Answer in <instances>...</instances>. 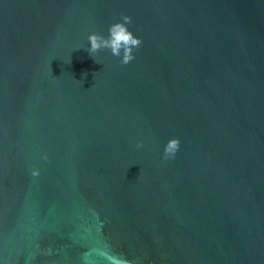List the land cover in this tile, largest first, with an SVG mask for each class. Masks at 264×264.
Here are the masks:
<instances>
[{"label": "water", "instance_id": "95a60500", "mask_svg": "<svg viewBox=\"0 0 264 264\" xmlns=\"http://www.w3.org/2000/svg\"><path fill=\"white\" fill-rule=\"evenodd\" d=\"M0 264H264V0H0Z\"/></svg>", "mask_w": 264, "mask_h": 264}, {"label": "clouds", "instance_id": "9594fccd", "mask_svg": "<svg viewBox=\"0 0 264 264\" xmlns=\"http://www.w3.org/2000/svg\"><path fill=\"white\" fill-rule=\"evenodd\" d=\"M121 20L122 22H116L109 26L107 37L97 33L88 36L90 47L86 51L90 56L93 57L102 49H108L113 56L121 58L122 64H128L134 59L133 51L141 46L142 41L135 37L127 27L131 23L130 17L123 16ZM142 146V144H138L137 148ZM179 147L180 141L178 139L169 140L164 148V158L174 157ZM43 159L47 160V156H44ZM32 175L38 176L39 171L34 169Z\"/></svg>", "mask_w": 264, "mask_h": 264}]
</instances>
